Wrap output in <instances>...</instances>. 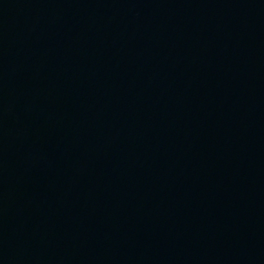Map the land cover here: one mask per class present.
Instances as JSON below:
<instances>
[{
  "label": "water",
  "instance_id": "95a60500",
  "mask_svg": "<svg viewBox=\"0 0 264 264\" xmlns=\"http://www.w3.org/2000/svg\"><path fill=\"white\" fill-rule=\"evenodd\" d=\"M0 264H264V0H0Z\"/></svg>",
  "mask_w": 264,
  "mask_h": 264
}]
</instances>
